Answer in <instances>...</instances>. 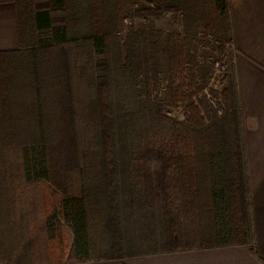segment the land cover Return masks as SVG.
<instances>
[{
    "label": "trees",
    "instance_id": "16d2710c",
    "mask_svg": "<svg viewBox=\"0 0 264 264\" xmlns=\"http://www.w3.org/2000/svg\"><path fill=\"white\" fill-rule=\"evenodd\" d=\"M34 1H14L22 48L1 54L29 55L32 68L5 73L26 94L0 141V264H33L17 250L37 233L59 249L56 264L253 251L227 0ZM59 9L65 22L53 27ZM168 13L181 32L136 22Z\"/></svg>",
    "mask_w": 264,
    "mask_h": 264
},
{
    "label": "crops",
    "instance_id": "0c3cea01",
    "mask_svg": "<svg viewBox=\"0 0 264 264\" xmlns=\"http://www.w3.org/2000/svg\"><path fill=\"white\" fill-rule=\"evenodd\" d=\"M231 24L234 77L238 102L243 116L244 146L247 181L251 201V222L254 234V250L244 246L192 249L180 252H164L142 257L115 259L96 258L68 264H264V0H227ZM52 21V18H51ZM22 48L14 1H0V141L6 137V129L12 127V106L23 104L24 90L9 89L7 73L13 74V61L23 60L1 54L16 53ZM9 65V70L7 69ZM11 70V71H10ZM16 72V71H14ZM6 73V74H5ZM8 85V86H7ZM17 96V97H16ZM20 97V98H19ZM19 98V99H18ZM27 105V100L24 101ZM22 107V106H19ZM11 118V117H10ZM22 123V119L19 121ZM71 234V231L68 229ZM17 252H34L33 264H56L50 252L55 251L46 235L42 241L31 238ZM39 252L47 261H38ZM69 254H74L72 243Z\"/></svg>",
    "mask_w": 264,
    "mask_h": 264
},
{
    "label": "rangeland",
    "instance_id": "374dc122",
    "mask_svg": "<svg viewBox=\"0 0 264 264\" xmlns=\"http://www.w3.org/2000/svg\"><path fill=\"white\" fill-rule=\"evenodd\" d=\"M0 1H8V0H0ZM10 1H15V0H10ZM33 8L35 10H47V9H51V5H50L48 0H35L33 2ZM51 16H52V25H53V27H60V26H62L64 24V22H65L64 12L61 9L53 10L52 13H51ZM136 22L140 26L141 25H147L148 27L151 26L150 28L160 29V30H164V31H171V32H177V33L181 32V24H180L179 17L175 16V15H173L171 13L166 14L161 19L150 20V22L148 24L147 23L144 24V22H142V21H136ZM128 23L129 22H127V24ZM48 37H49V35L47 34V32H40V34H39L40 43L43 44L48 39ZM227 49L230 50L231 53L233 54L234 47H233L232 43L227 45ZM28 54H29V52H28ZM25 57H27L25 60H17V61L15 60V61H13V65H12L11 68L14 71H16L15 73L23 72V74H25L26 70H31V68H32L31 57L29 55H26ZM217 66L219 67V69L221 67H224L223 71L220 72L219 69L217 68ZM42 68L46 69L47 67L43 65ZM216 68L218 69V72L221 73V75L226 73V64L223 61V58H222L221 61L217 62ZM46 85L47 86L44 89V94H45V97H48V96L54 94V91H53L54 87L51 86L50 80L47 81ZM48 104L49 103H47L46 108L48 110L52 111V108H50V106ZM176 115L179 116L180 119L183 118L182 114L177 113ZM52 126H55V125L53 124ZM49 137H51V141L53 143H55V142L57 143V139H56L57 136H56L54 130L50 131ZM42 235L43 234L37 233L35 238H37V240H39V242H41L42 241L41 240L42 239ZM39 253H40V257L38 258V261H43V262L47 261L48 258L47 257L44 258L43 256H44V254L47 255L48 252H39ZM93 253H95V251L91 252L90 257H94L95 254L92 255Z\"/></svg>",
    "mask_w": 264,
    "mask_h": 264
},
{
    "label": "built area",
    "instance_id": "2783aa9c",
    "mask_svg": "<svg viewBox=\"0 0 264 264\" xmlns=\"http://www.w3.org/2000/svg\"><path fill=\"white\" fill-rule=\"evenodd\" d=\"M217 68L219 69L218 66H217ZM223 69H224V67H221V68L219 69V71L221 72V71H223Z\"/></svg>",
    "mask_w": 264,
    "mask_h": 264
}]
</instances>
